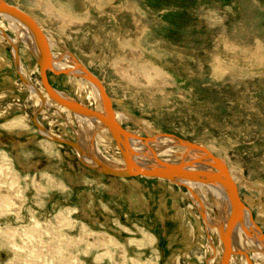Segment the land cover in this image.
<instances>
[{
  "label": "rangeland",
  "instance_id": "obj_1",
  "mask_svg": "<svg viewBox=\"0 0 264 264\" xmlns=\"http://www.w3.org/2000/svg\"><path fill=\"white\" fill-rule=\"evenodd\" d=\"M4 1L34 20L59 66L73 67L62 61L68 53L99 79L125 130L142 138L170 134L224 160L264 233V0ZM14 26L0 16L12 39L20 32ZM21 34L22 75L0 38V264H220L218 228H207L186 187L102 175L73 148L40 134L29 113L39 112L45 129L74 142L83 119L58 105L60 113L41 111L42 100L21 78L44 92L37 54L29 51L34 43ZM69 75L49 72L52 87L102 112L90 83ZM111 137L98 133L97 151L121 166ZM170 149L175 156L184 148ZM192 187L207 213L220 206L210 188ZM220 194L223 217L230 205ZM235 238L251 249L240 231ZM239 250L229 264H249ZM251 253L253 263L264 264Z\"/></svg>",
  "mask_w": 264,
  "mask_h": 264
},
{
  "label": "water",
  "instance_id": "obj_2",
  "mask_svg": "<svg viewBox=\"0 0 264 264\" xmlns=\"http://www.w3.org/2000/svg\"><path fill=\"white\" fill-rule=\"evenodd\" d=\"M0 13L9 14L17 18L18 21L22 22L34 36L36 47L39 53V59H37V63L39 65L40 79L49 98L52 101H54L56 104L60 105L61 107H64L67 110L71 111L73 114L81 115L93 119L98 123H100L104 128L108 129L112 138L114 139L118 148L120 149L124 161V167H116L114 165L112 166L108 163H105L104 161L97 158V154L94 153L93 150L84 149L81 145H79L78 142H74L72 140L63 139V138L62 139L57 138V136L53 135L52 133H50V131H48L41 124H39L37 120V115L39 112H36L35 114L29 113L32 117L33 123L37 127L40 134L41 135L44 134L43 135L44 137L50 139L53 142L67 145L73 148L77 152V154H79L80 161L85 167H88L93 171H96L104 175H109L118 178L142 176V177L166 179L168 181L178 183L179 185L186 187L188 190L189 188L187 187V185L183 184V182H186L185 180L200 184L210 183V184H219L224 186L229 194L231 200L230 204L232 209L228 217V220L225 223V226H221L220 229L218 226V231L220 235V240L223 245L221 264H229L232 255L236 254V251L233 250V238H232L234 229L243 217L245 206L243 202L238 198L236 185L234 184L232 178L230 177L228 170L224 165L223 161L213 156L204 147L182 140L178 137L169 134L168 135L169 137H174V139L176 140L175 145H177V147H182L186 151L190 150V151L198 152L199 158L195 159L194 161H191L190 163L201 162L202 160L205 159L208 164L209 163L210 165L214 164L212 167H214V169H216L218 173H213L212 171L199 170V169L192 170L189 168L190 166L184 163L180 165H173L165 161H162L158 158H155L154 162L150 166L146 165V167L143 168L140 165H137L136 161L133 159V154H132L133 151L130 145V137L134 139L135 136L134 134L127 132L121 125H119L116 122V117H115L116 115L112 106V102L109 96L107 95L106 91L104 90V87L102 86L100 81L91 73H89L87 70H85L86 76L84 78L87 79V81H90V83L95 84L100 91L102 101L105 105L104 112L93 110L69 97L64 98L63 96H61L59 92L55 90L50 84L48 73L52 72L58 74H62V73L70 74V72L68 70L58 71L54 68L53 62L55 60L52 57L47 38L42 32V30L36 25L34 20H32L30 17L8 6L6 3L2 1L0 2ZM13 48L16 49V46L13 45ZM14 63L16 70L20 74L18 56H15ZM77 67L79 68L81 67V65L77 64ZM21 78L24 80V82L27 85L29 84L22 76ZM40 97L42 99V106H41V111H42L46 106V100L42 96ZM83 156H86L89 159L90 158L93 159L94 164L90 165L84 162L82 159ZM258 238L260 242L264 245V235L261 233L259 234ZM239 253L246 257L249 264L253 263L251 259L248 257L247 252L239 250Z\"/></svg>",
  "mask_w": 264,
  "mask_h": 264
},
{
  "label": "bare ground",
  "instance_id": "obj_3",
  "mask_svg": "<svg viewBox=\"0 0 264 264\" xmlns=\"http://www.w3.org/2000/svg\"><path fill=\"white\" fill-rule=\"evenodd\" d=\"M4 2V3H6L4 0H0V2ZM7 4V3H6ZM8 6H10L9 4H7ZM10 7H12V8H14V9H16V10H18V11H20V12H22L21 10H19V9H17V8H15L14 6H10ZM22 13H24V12H22ZM25 14V13H24ZM26 15V14H25ZM0 16H2V17H8V18H10V19H12V21L14 22V24H15V26L14 27H18V36H17V38H16V40H12L11 39V37H9L7 34H6V32H5V30L2 28V27H0V37L1 38H3V39H5L9 44H10V46H11V48H12V55H13V58H15V56H18L19 57V70H20V56H19V52H18V44H20V39H22L23 41H25L26 39L25 38H27L26 36H24V35H22L21 33H23L24 31L26 32V33H28L30 36L29 37H31L32 38V40H33V42H34V45H35V47H34V45L32 44L31 46H30V51L32 52V54H33V52L34 53H36L37 54V56L35 55V62L37 63V59H39V53H38V50H37V47H36V43H35V39H34V36L32 35V33L30 32V30L22 23V22H20V21H18V19L17 18H15L14 16H11V15H9V14H1L0 13ZM26 16H28V15H26ZM29 17V16H28ZM32 19V18H31ZM43 32V31H42ZM44 33V32H43ZM45 35V34H44ZM46 36V35H45ZM47 38V37H46ZM31 40V41H32ZM48 41V40H47ZM13 45H15L16 46V49H14L13 48ZM48 45H49V42H48ZM35 48H36V50H35ZM49 48H50V45H49ZM36 51V52H35ZM50 51H51V49H50ZM16 52H17V54H16ZM52 54V53H51ZM34 56V55H33ZM62 58V61L64 60V59H68L69 61H70V63H72L73 64V68L72 69H64V70H68L69 72H70V75L72 76V75H74V77L75 76H78L79 78L78 79H80L81 78V80H84L85 78V74H86V71L85 70H87L84 66H82L81 64H79V65H81V67H77V64L75 63H73L71 60H70V56H69V54L67 53V55H65V56H63V57H61ZM74 59V58H73ZM72 59V60H73ZM54 62H53V66H54V63L55 62H57V61H59L58 60V58H54ZM13 64V63H12ZM37 65H38V63H37ZM39 66V65H38ZM14 67H15V63H14ZM13 67V68H14ZM61 67V66H60ZM16 68V67H15ZM54 68H55V66H54ZM56 69V68H55ZM16 70V69H15ZM56 70H58V69H56ZM59 71V70H58ZM61 71V70H60ZM88 71V70H87ZM16 72H18V71H16ZM89 73H91L90 71H88ZM39 73H40V71H39ZM20 74L22 75V73H21V70H20ZM53 74H55V75H62V74H58V73H53ZM92 74V73H91ZM64 75V74H63ZM69 75V76H70ZM93 75V74H92ZM94 76V75H93ZM24 77V76H23ZM97 78V77H96ZM98 79V78H97ZM87 80V79H86ZM86 80H84V81H86ZM99 80V79H98ZM87 82H89L90 83V81H87ZM101 83V82H100ZM42 84V83H41ZM92 84V83H91ZM102 84V83H101ZM29 86V91H32L34 94H37L38 96H39V98L41 99V97L40 96H42L45 100H46V106L47 107H49V104H48V101H51V102H53V103H55L54 101H52L50 98H49V96H48V94H47V92L45 91V89H44V87H43V85H42V87H43V90H44V92L43 91H41V90H39L38 89V87H36L35 85H32V84H28ZM94 87H95V89H96V91L98 92V96H100V99H101V101H102V98H101V94H100V91H99V89H98V87L95 85V84H92ZM102 86H103V84H102ZM104 87V86H103ZM104 90L106 91V89H105V87H104ZM107 93V92H106ZM108 95V94H107ZM64 97V96H63ZM65 98V97H64ZM97 98V97H96ZM110 98V97H109ZM42 100V99H41ZM111 100V99H110ZM111 102H112V100H111ZM102 106H103V112L105 111V105H104V103H103V101H102ZM113 106V105H112ZM71 112V111H70ZM115 112V111H114ZM72 113V112H71ZM30 114H33V113H30ZM72 115L73 116H76V117H81V119H83V124H82V122H79L78 123V130L76 131V136H78L77 138H78V143H79V145H81L84 149H86V150H93V152L94 153H96L97 154V158L98 159H100V160H102V161H104L105 163H108V164H110V165H114V166H116V167H124V164L123 165H121L120 166V164L119 165H115V164H113V163H117V162H113V163H111V162H107V160H105V158L104 157H102L101 155H99V153H98V151H97V147H96V141H95V139H96V136L98 135V133H100V132H102V131H105V129L106 128H104L100 123H98L97 121H95V120H93V119H90V118H87V117H84V116H81V115H75V114H73L72 113ZM116 117V116H115ZM87 121V122H86ZM116 122H117V119H116ZM90 124V125H92L94 128H95V131L93 130V128L91 129L92 131H90V132H88V130L86 129V127H85V124ZM118 123V122H117ZM40 124V123H39ZM81 124V125H80ZM119 124V123H118ZM120 125V124H119ZM98 129H101V131L100 132H98ZM107 131H108V129H106ZM127 131V130H126ZM86 132H88V133H91V134H86ZM109 132V131H108ZM128 132V131H127ZM50 133H52V132H50ZM130 133V132H129ZM53 134V133H52ZM109 134V133H108ZM132 134V133H131ZM42 135H44V134H42ZM46 135V134H45ZM53 135H55V134H53ZM88 135V136H87ZM48 136V135H47ZM56 136V135H55ZM135 137H134V139H132V137H130V145H131V147H132V150L133 149H138V148H140V147H145V148H143V149H140L139 150V153H137V151L135 152V153H137L138 155H136V154H134L133 152H132V154H133V159L136 161V164L137 165H140L141 167H146V165H148V166H150L153 162H154V159L155 158H158V159H160L159 157H158V155H163V156H171L170 157V161H167V163H170V164H173V165H180V164H182V163H184V164H186V165H188V166H190L189 168L190 169H199V170H206V171H212L213 173H218V171L216 170V169H214V167H212L213 165H210V163L208 164L207 162H206V160L204 159V160H202L201 162H194V163H190L191 161H194L195 159V157H198V152H194V151H190V150H188V151H185L184 149H182L183 151H182V153L180 152V153H177L175 156H174V153H172V151H171V149L170 148H176L177 147V145H175V143H176V140L174 139V137H169L167 134H165V135H163V134H157L156 136H153V137H151V138H149V137H147V139L146 138H142V137H137V135H134ZM110 137H111V134H110ZM57 138H59V139H62V138H60L59 136H57ZM112 138V137H111ZM47 139V138H46ZM163 139H165V140H163ZM50 140V139H49ZM170 141V142H169ZM133 142V143H132ZM57 144H60V143H57ZM115 144H116V142H115ZM153 144H156V145H153ZM195 144V143H194ZM60 145H63V144H60ZM158 145H163L164 147H166V148H163V149H161V148H159L158 147ZM197 145H199V146H202V145H200V144H197ZM99 146V145H98ZM116 146H117V144H116ZM202 147H204V146H202ZM117 148H118V146H117ZM177 148H180V147H177ZM205 149H207L206 147H204ZM145 149V150H144ZM118 150H119V153H120V155H121V157H122V154H121V152H120V149L118 148ZM207 151L208 152H210L208 149H207ZM196 155H195V154ZM211 153V152H210ZM193 154V155H192ZM212 154V153H211ZM78 156H79V154H77ZM213 156H215L214 154H212ZM168 157V158H169ZM216 157V156H215ZM199 158V157H198ZM197 158V159H198ZM218 158V157H217ZM83 161L84 162H86L87 164H90V165H93L94 164V160L93 159H89L88 157H86V156H83ZM194 159V160H193ZM218 159H220V158H218ZM79 160H80V156H79ZM122 160H123V158H122ZM160 160H162V161H165V160H163V159H160ZM221 161H223V163H224V165L226 166V168H227V170H228V173H229V175H230V177L232 178V175H231V173H230V170H229V168H228V166H227V164H226V162L224 161V160H222V159H220ZM178 161V162H177ZM124 162V161H123ZM166 162V161H165ZM118 164V163H117ZM101 174V173H100ZM102 175H104V174H102ZM109 176V175H108ZM113 177V176H112ZM135 177H141V176H135ZM128 178H133V177H128ZM146 178H152V177H146ZM154 179H159V178H154ZM162 180H166V179H162ZM232 180H233V178H232ZM168 181V180H167ZM186 182H183V184L184 185H187V187L189 188V192H190V195H192L193 196V198L196 200H191L192 202H195L196 203V205L199 207V209L201 208V210H202V215L204 216V218H205V220H206V223H207V228H209V229H213V228H215V229H217L218 228V226H219V229L221 228V226H225V223H226V221L228 220V217H229V215H230V213H231V209H232V207H231V200H230V197H229V194H228V192H227V190H226V188L224 187V186H222V185H219V184H210V183H207V184H200V183H194V182H191V181H187V180H185ZM170 182V181H169ZM233 182H234V180H233ZM182 183V182H181ZM193 184H195L196 186H197V189H199L198 188V185H201V186H205V187H208V188H210L212 191V193L214 194V196L216 197V199H217V201L219 202V204H220V206L219 205H217V206H215V208L213 207L212 208V215H210L209 213H207V211H206V208H204V202H206V200H204L203 199V197L201 196V198L198 196V195H196V193H195V191H194V188L192 187V185ZM234 184H235V182H234ZM236 185V184H235ZM236 189H237V193H238V188H237V186H236ZM200 190V189H199ZM201 191V190H200ZM220 193H222L223 195H224V197H225V200L229 203V205H230V207H229V212H227V214L225 215V214H223V217H221L220 216V214H219V211H218V208H220V207H222L221 205H223L224 204V201L223 202H221L220 203V201H222V200H219V198H222L221 197V194ZM238 198H239V193H238ZM240 199V198H239ZM241 200V199H240ZM223 203V204H222ZM244 204V203H243ZM196 206V207H197ZM245 206V205H244ZM218 207V208H217ZM213 212H215V214H216V217L219 219V218H222V220L221 219H219V220H216L215 218H214V214H213ZM215 219V220H214ZM221 220V225L219 224V222L218 221H220ZM223 224V225H222ZM216 226V227H215ZM257 226V227H256ZM211 231V230H210ZM238 231H240L242 234H243V236H244V239H245V241H246V239L248 238L250 241H248L249 243H251V244H249L250 245V247H251V249L250 248H248V250H246V249H244L242 246H239V244H238V242H236V238H235V236H236V234H237V232ZM263 234L264 235V233L262 232V230L260 229V227L257 225V223L255 222V220H254V218H253V215H252V213H251V211L248 209V207H246L245 206V210H244V213H243V217H242V219L239 221V223L236 225V227H235V229H234V233H233V250L235 251L237 248H239V249H242L243 251H245V252H248V251H250V252H252L251 254L252 255H254V254H262V255H264V245L260 242V240H259V238H258V236H259V234ZM243 241V240H242ZM222 243V242H221ZM245 243V245L247 244V242H244ZM223 246V245H222ZM212 247V246H211ZM241 247V248H240ZM223 248V247H222ZM214 252V251H213ZM215 253H216V251H215ZM220 254H223V250H222V253H220ZM260 256V255H259ZM241 257V256H240ZM243 257V256H242ZM250 259H252L250 256H248ZM262 257V256H261ZM252 261V260H251ZM220 264H221V261H220ZM252 264H254V263H252Z\"/></svg>",
  "mask_w": 264,
  "mask_h": 264
},
{
  "label": "flooded vegetation",
  "instance_id": "obj_4",
  "mask_svg": "<svg viewBox=\"0 0 264 264\" xmlns=\"http://www.w3.org/2000/svg\"><path fill=\"white\" fill-rule=\"evenodd\" d=\"M5 32H6V30H5ZM6 34L8 35V33L6 32ZM9 36V35H8ZM30 36V35H29ZM10 37V36H9ZM1 38V37H0ZM31 38V37H30ZM3 39V38H2ZM12 39V38H11ZM32 39V38H31ZM4 41H5V43H7L9 46H10V44L5 40V39H3ZM12 40H16V38H13ZM33 41V40H32ZM34 43V42H33ZM35 46V45H34ZM9 49H10V51H11V53H12V48H11V46L9 47ZM29 51H30V49H29ZM18 52H19V47H18ZM19 56H20V54H19ZM52 57L53 58H59L58 56H56L55 54H52ZM61 57H63V56H61ZM34 58V57H33ZM57 63H58V65H57ZM59 63H61V61H57V62H55L54 63V66H55V68L56 69H58V70H64L63 69V67H60L59 66ZM62 64V63H61ZM71 65H73L72 63H70ZM38 67V71H39V66H37ZM73 67H69V68H66V69H72ZM48 78H49V73H48ZM71 78H74V79H78V78H76V77H71ZM49 81H50V79H49ZM79 81V80H78ZM86 81H84V82H79L80 84H82L83 85V83H85ZM51 84V83H50ZM85 84H87V82L85 83ZM90 85L92 86V93H93V95L95 96V97H97V100H98V98H99V100H100V102H101V104H102V101H101V99H100V96H98L99 94H98V92L96 91V89H95V87L90 83ZM42 91V90H41ZM34 94V93H33ZM62 96V95H61ZM50 102L51 101H48V104H49V107H47V108H50V107H54L55 109H57V112H59V109L56 107V106H54V105H58V104H56V103H52L51 102V104L53 105H51L50 104ZM79 102V101H78ZM79 103H81L82 105H84V106H86V107H89V108H91L90 106H88L87 104H85V103H83V102H79ZM59 107H61L60 105H58ZM62 108V111L64 110V111H66L67 109L66 108H64V107H61ZM92 109V108H91ZM102 109H103V106H102ZM94 110V109H93ZM66 112H70L69 110H67ZM103 112V111H102ZM60 113V112H59ZM70 114L72 115V113L70 112ZM81 119V117L79 118V120ZM68 121V120H67ZM81 122V121H80ZM70 123H72V122H70ZM81 125V124H80ZM77 131V130H76ZM243 202V201H242ZM244 203V202H243ZM244 205H245V203H244ZM245 206H247V205H245ZM256 222V221H255ZM258 225V224H257ZM260 227V226H259ZM260 229H261V227H260ZM262 230V229H261Z\"/></svg>",
  "mask_w": 264,
  "mask_h": 264
},
{
  "label": "crops",
  "instance_id": "obj_5",
  "mask_svg": "<svg viewBox=\"0 0 264 264\" xmlns=\"http://www.w3.org/2000/svg\"><path fill=\"white\" fill-rule=\"evenodd\" d=\"M1 64H3V61L2 60H0V65ZM210 215H212V214H210ZM213 252V251H212ZM213 255V254H212ZM260 255V256H259ZM252 256H257L256 258H260V261H262V263L264 262V255H262V254H254V255H252ZM262 256V257H261ZM252 260L254 261V259L252 258ZM212 262V261H211ZM134 264H136V263H134ZM255 264V263H254Z\"/></svg>",
  "mask_w": 264,
  "mask_h": 264
}]
</instances>
